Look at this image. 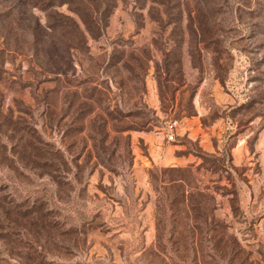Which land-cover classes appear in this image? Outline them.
I'll use <instances>...</instances> for the list:
<instances>
[{
  "label": "rangeland",
  "instance_id": "obj_1",
  "mask_svg": "<svg viewBox=\"0 0 264 264\" xmlns=\"http://www.w3.org/2000/svg\"><path fill=\"white\" fill-rule=\"evenodd\" d=\"M0 189V264H264V0H0Z\"/></svg>",
  "mask_w": 264,
  "mask_h": 264
},
{
  "label": "trees",
  "instance_id": "obj_2",
  "mask_svg": "<svg viewBox=\"0 0 264 264\" xmlns=\"http://www.w3.org/2000/svg\"><path fill=\"white\" fill-rule=\"evenodd\" d=\"M34 7V6H33ZM34 8H38V7H34ZM40 11H44L45 9H44V7H42L41 9H39ZM87 10V11H86ZM91 9L89 8V7H87L86 9H84V8H82L81 6H79V7H77V9H74L73 10V12H74V14L76 15V16H78L79 17V19L81 20V22H82V24H83V26L85 27V29H82V26H81V23H79L78 22V20L76 21V20H74V19H72V21H71V19H68V21H70V23L73 25V26H75V28L77 29V31L79 32V37H80V42L82 43V45H85L86 43H87V38H86V35H85V33L87 32V33H89V34H93L92 32H93V29H92V26L94 27L95 26V22L93 21V12L92 11H90ZM87 12H88V14H87ZM90 15H91V19H89L88 17H90ZM87 17V18H86ZM67 19V18H66ZM63 42H64V40H63ZM65 44V43H64ZM58 49H60V48H58ZM74 47L71 45H69L68 43L66 44V63H67V67L70 69V68H72L73 67V65H74V57H73V55H72V52L74 51ZM59 70V69H58ZM58 70H56V71H58ZM103 124H105V125H107V120L106 119H104L103 120ZM127 130H129L128 128H126L125 130L124 129H122L121 131H119V134H123V132L125 131H127ZM66 165H60V166H58L57 167V170H56V172H59V170H62L63 168H64V171H67L66 169V167H65ZM55 172V173H56ZM67 173H69V172H67ZM47 175H48V173H47ZM177 182H180V183H182V184H186V179H184V178H182V179H180L179 181H177ZM3 192H4V189H0V197H1V195L3 194ZM182 195H184V193L182 194ZM186 196H188V194L186 195ZM199 197H200V199L198 200V199H196V200H194L193 201V203H192V205L191 206H193V209H194V211H195V214H194V216H193V218L191 217V215H193V213H192V211L190 210V214L189 213H187V216L188 217H191V219H190V222H192L193 223V227H195V225L194 224H196V226H199V219L200 218H205V222L203 223V226H206L207 227V231H209V229H208V225H209V223H210V221H213L214 220V216L212 215H205V214H201L200 213V211L197 209L198 208V206H201V207H206V206H208V204H209V197H207V196H205V195H199ZM183 201H184V199H183ZM185 202L186 203H189V200H188V198H187V200H185ZM195 202V203H194ZM188 205V204H187ZM0 209H2L1 208V206H0ZM10 213V212H9ZM33 214H35V213H33ZM38 220V219H37ZM39 221V220H38ZM203 226H200V227H203ZM202 230H203V228H201ZM223 229H225V227L223 228ZM194 231H197L196 230V227H195V230ZM193 236H194V234H193ZM18 264H35V263H24V262H18ZM39 264V263H38Z\"/></svg>",
  "mask_w": 264,
  "mask_h": 264
},
{
  "label": "built area",
  "instance_id": "obj_3",
  "mask_svg": "<svg viewBox=\"0 0 264 264\" xmlns=\"http://www.w3.org/2000/svg\"><path fill=\"white\" fill-rule=\"evenodd\" d=\"M179 129L180 124L178 121H169L168 123H166V137L170 142L177 139Z\"/></svg>",
  "mask_w": 264,
  "mask_h": 264
},
{
  "label": "crops",
  "instance_id": "obj_4",
  "mask_svg": "<svg viewBox=\"0 0 264 264\" xmlns=\"http://www.w3.org/2000/svg\"><path fill=\"white\" fill-rule=\"evenodd\" d=\"M180 129H181V127H180ZM180 129L178 131V136L180 134ZM178 136H177V138H178ZM161 160H163L161 162H166L167 164L174 165V166H181L182 164L185 163V159H183L182 157H179V156H173V157H171V159L168 158L167 160L163 158Z\"/></svg>",
  "mask_w": 264,
  "mask_h": 264
}]
</instances>
